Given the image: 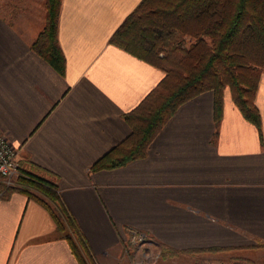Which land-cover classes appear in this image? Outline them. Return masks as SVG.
<instances>
[{
	"label": "crops",
	"instance_id": "crops-1",
	"mask_svg": "<svg viewBox=\"0 0 264 264\" xmlns=\"http://www.w3.org/2000/svg\"><path fill=\"white\" fill-rule=\"evenodd\" d=\"M140 2L62 0L60 72L32 48L45 0H0V129L19 163L56 181L83 238L79 257L47 207L0 184V264H133L129 229L147 235L148 249L181 252L174 263L264 253V69L261 130L229 87L216 122L208 90L177 108L144 157L92 169L131 133L125 114L165 76L110 42Z\"/></svg>",
	"mask_w": 264,
	"mask_h": 264
},
{
	"label": "trees",
	"instance_id": "trees-1",
	"mask_svg": "<svg viewBox=\"0 0 264 264\" xmlns=\"http://www.w3.org/2000/svg\"><path fill=\"white\" fill-rule=\"evenodd\" d=\"M61 2L45 0V25L32 48L64 72L65 56L58 38ZM110 42L161 68L165 76L139 106L125 114L131 133L97 160L93 170L144 157L177 108L208 90L214 92L216 122L222 115L223 91L229 87L243 115L261 130L255 96L264 69V0H141ZM0 184L20 189L47 207L82 257L80 229L52 177L21 162L16 185ZM161 253L181 252L165 249Z\"/></svg>",
	"mask_w": 264,
	"mask_h": 264
},
{
	"label": "built area",
	"instance_id": "built-area-1",
	"mask_svg": "<svg viewBox=\"0 0 264 264\" xmlns=\"http://www.w3.org/2000/svg\"><path fill=\"white\" fill-rule=\"evenodd\" d=\"M19 158L18 150L8 140L6 134L0 129V176L7 186L16 185L19 175ZM128 241L138 249H143V256L140 264H155L158 254L152 250L147 252L148 239L144 232L129 229ZM195 264H217L215 262L200 261Z\"/></svg>",
	"mask_w": 264,
	"mask_h": 264
},
{
	"label": "rangeland",
	"instance_id": "rangeland-1",
	"mask_svg": "<svg viewBox=\"0 0 264 264\" xmlns=\"http://www.w3.org/2000/svg\"><path fill=\"white\" fill-rule=\"evenodd\" d=\"M231 90V89H230ZM149 246V245H148ZM150 248V247H149ZM153 253H157L158 256H157V261L155 264H184L182 261L181 262H178V263H174L173 260H169L168 257L170 255H163L161 252L163 249H156V248H151V249H148L147 248V252L151 251ZM180 253H178L177 255H179ZM136 257L134 259V262H132L133 264H140L141 262V258L143 256V249L139 248L137 249V252H136ZM175 256V255H174ZM200 261H209V262H215L217 264H264V253H260V254H257L256 256H249V257H244V258H230V259H227L225 261H213V260H206V259H196L194 262H192V264H195L197 262H200Z\"/></svg>",
	"mask_w": 264,
	"mask_h": 264
}]
</instances>
